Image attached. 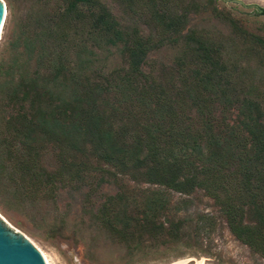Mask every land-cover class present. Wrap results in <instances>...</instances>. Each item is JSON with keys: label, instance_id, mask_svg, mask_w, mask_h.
<instances>
[{"label": "trees", "instance_id": "1", "mask_svg": "<svg viewBox=\"0 0 264 264\" xmlns=\"http://www.w3.org/2000/svg\"><path fill=\"white\" fill-rule=\"evenodd\" d=\"M120 1L147 35L122 27L100 0H37L6 46L15 54L0 66V191L19 202L24 188L55 200L100 164L180 195L202 190L230 233L264 260V78L240 65L264 58V42L239 29L243 44L229 54L209 31L180 36L190 15H219L215 0ZM178 39L173 65L145 74L149 53ZM106 43L121 44L125 67L104 74L89 44ZM165 195L147 197L136 216L124 205L103 226L123 237L179 238L184 221L158 223Z\"/></svg>", "mask_w": 264, "mask_h": 264}, {"label": "rangeland", "instance_id": "2", "mask_svg": "<svg viewBox=\"0 0 264 264\" xmlns=\"http://www.w3.org/2000/svg\"><path fill=\"white\" fill-rule=\"evenodd\" d=\"M0 1L6 6L0 31V66H6L15 54L6 46L20 33L25 19L35 12L38 2ZM100 1L122 27L137 25L143 35L149 33L150 29L129 14L120 0ZM239 1L241 4L232 0H215L219 15L211 12L190 15L180 36L190 30L209 31L220 36L229 54L233 51L230 45L240 48L243 44V38L235 34L239 29L264 42V16L258 14V9H264V0ZM181 43L180 39L177 44L171 40L150 52L143 72L148 74L152 69L154 76H160L161 69L166 70L173 65ZM89 47L97 54V65L103 67L104 74L125 67L119 52L121 44H89ZM240 65L257 71L258 79L264 78L263 57H244ZM260 88L264 92V82ZM230 117L233 120L235 114ZM78 159L84 160L80 156ZM44 165L53 170L51 156L45 158ZM98 168L100 171L89 174L86 184L79 190H61L55 200L44 193H32L24 188V200L19 202L0 191V217L28 238L48 264H264L257 253L230 233L218 205L204 191L180 195L121 175L113 177L109 174L112 170L101 164ZM101 169L110 171L105 173ZM101 175L107 182L97 186V178ZM155 192L166 194L168 201L158 223L169 228L172 223L184 221L179 229V238L173 234L158 240L145 235L123 237L103 226L124 205L129 215L136 216L144 208L147 197H154ZM199 216H204V219H199Z\"/></svg>", "mask_w": 264, "mask_h": 264}, {"label": "water", "instance_id": "3", "mask_svg": "<svg viewBox=\"0 0 264 264\" xmlns=\"http://www.w3.org/2000/svg\"><path fill=\"white\" fill-rule=\"evenodd\" d=\"M241 4L239 0H232ZM6 6L0 1V31ZM0 264H46L40 251L23 234L10 227L0 217Z\"/></svg>", "mask_w": 264, "mask_h": 264}, {"label": "bare ground", "instance_id": "4", "mask_svg": "<svg viewBox=\"0 0 264 264\" xmlns=\"http://www.w3.org/2000/svg\"><path fill=\"white\" fill-rule=\"evenodd\" d=\"M42 256H43V254H42ZM43 258H44V256H43ZM44 260H45V263L48 264V262H47V260L45 258H44Z\"/></svg>", "mask_w": 264, "mask_h": 264}]
</instances>
